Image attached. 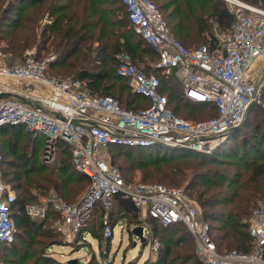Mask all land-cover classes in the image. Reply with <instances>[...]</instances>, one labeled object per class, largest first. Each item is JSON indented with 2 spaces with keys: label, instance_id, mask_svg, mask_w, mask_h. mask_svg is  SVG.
Here are the masks:
<instances>
[{
  "label": "trees",
  "instance_id": "trees-1",
  "mask_svg": "<svg viewBox=\"0 0 264 264\" xmlns=\"http://www.w3.org/2000/svg\"><path fill=\"white\" fill-rule=\"evenodd\" d=\"M153 1L172 35L188 48L205 44L215 52L219 47L215 26L228 33L232 29L234 18L222 0ZM244 1L264 7V0ZM1 10V39L6 42L3 51L18 57L28 49H35L37 59L54 55L50 75L84 81L93 94L111 97L127 110L136 111L150 104L147 98L127 92L123 85L128 79L116 70L121 53H129L139 68L145 66L142 70L147 75L155 74L148 73L147 61H159L158 53L135 31L122 0H0ZM163 76L172 80L171 76ZM159 91L168 96V106L177 115L193 102L181 96V83L166 91L161 80ZM196 104L212 114L211 117L218 115L213 103ZM248 119L247 114L239 127L228 132L227 142H222L210 153L188 149L155 152L151 147L111 145L107 148L119 147V151L112 153L109 161L125 172L129 180L135 178L136 171H142V178L146 181L168 187L184 185L187 193L198 202L218 249L221 252H250L254 247L249 232L250 217L256 206L264 203V129L256 132V138H242L241 145L249 146L246 151L236 141L242 133L240 129L249 125ZM262 121L264 123V118ZM13 132L17 135L14 136ZM25 135L32 136L28 153L21 150V145L26 144H21L18 138ZM3 137L9 143L10 159L1 149ZM40 143L43 149L45 143L40 141V135L35 136L23 126H0L3 178L18 193L12 208L16 239L12 243L0 242L1 264H65L50 252L53 245L62 243V235L52 230L53 226H48L54 216L58 219L60 215L50 206L45 219L31 220L26 207L38 203L39 195H48L51 190L65 201L75 203L91 184L89 177L73 165L68 143H59V160L52 166L45 165L38 158ZM240 150H243L242 154ZM136 152L142 157L134 156ZM120 158L123 160L118 162ZM104 213L105 208L99 202L78 241L88 232L99 242L111 245L112 239L104 236ZM109 218L114 227L119 222H125L126 226L149 225V239L158 241L159 247L155 260H146L144 264H207L183 223L164 226L150 216L143 219L141 211L122 192L114 195Z\"/></svg>",
  "mask_w": 264,
  "mask_h": 264
},
{
  "label": "built area",
  "instance_id": "built-area-1",
  "mask_svg": "<svg viewBox=\"0 0 264 264\" xmlns=\"http://www.w3.org/2000/svg\"><path fill=\"white\" fill-rule=\"evenodd\" d=\"M222 1L234 21L227 36H218L219 47L214 52L205 44L188 48L175 38L155 1L122 0L135 31L159 55L156 69L163 75L177 70L185 97L216 105L218 115L207 119L192 120L175 114L168 106V96L159 91V76L147 75L129 53L118 55L116 70L128 79L135 94L150 102L136 111L124 109L111 97L93 94L84 81L50 75L54 55L37 59L36 50L28 49L20 62L0 61V126H23L35 136L44 135L49 163L55 161L59 143L65 141L71 146L73 165L91 181L75 203L54 193L40 203L29 204L26 214L31 220L45 219L51 206L60 215L59 229L64 238L73 241L87 228L93 209L101 202L105 208L104 236L112 239L115 227L110 223L109 210L114 195L122 192L141 211L143 219L150 216L164 226L183 223L207 264H264L263 202L250 217L253 249L246 253L221 252L211 237L209 223L203 220L201 208L188 198L185 187L129 184L105 154L111 145H165L210 153L227 138L233 126L244 121L264 81V66L255 70L264 58V7L244 0ZM2 164L0 151V242L12 243L17 233L12 215L17 194L5 182ZM144 227L149 230V241V225ZM158 247L159 242L152 241V250L157 251ZM102 264L112 263L105 257Z\"/></svg>",
  "mask_w": 264,
  "mask_h": 264
},
{
  "label": "rangeland",
  "instance_id": "rangeland-1",
  "mask_svg": "<svg viewBox=\"0 0 264 264\" xmlns=\"http://www.w3.org/2000/svg\"><path fill=\"white\" fill-rule=\"evenodd\" d=\"M3 12L2 10L0 11V17L2 16ZM215 32L217 36L219 37H225L229 33L224 32L222 30H218L217 26H215ZM2 28H0V61H2L5 64H14L17 62H20L23 60L24 55L22 54L18 57H14L11 53L5 52L2 50L6 46V42L1 39L3 36L2 33ZM152 49V48H151ZM153 50V49H152ZM153 52H155L153 50ZM48 56V55H47ZM46 57V56H45ZM149 67L147 70H149L148 73H155L157 74L161 80H162V85H163V90H170L173 86L177 87V85H180V82L178 79L175 77L177 74V70H172L170 74L165 75V76H172L174 77L172 80L169 78L166 80L163 76V72L161 70L156 71V64L157 61H150V59L147 61ZM264 66V58L259 60L257 63L255 70L258 71L260 67ZM141 69H145V66H140ZM51 69L49 70V73H51ZM53 76V75H52ZM66 79H72L71 77H65ZM118 87L119 83L117 84ZM123 87L127 92L132 91L131 86L128 82H124ZM264 81L259 87V92H258V97L255 103H253L249 110H248V123L249 124L245 128H241L240 131L242 133L240 134V137L238 138L237 144H239L240 147H243L246 151L249 149V146L241 145L242 138L246 137L247 138H256L255 134L256 132H261L264 129V123H263V118H264ZM134 93V92H133ZM174 102H178L174 100ZM193 114L191 116H188V114ZM178 115L182 116L183 118L186 119H192V120H201V119H207L210 118L212 114L201 108L198 104L193 103L190 104L188 107H183L182 113H178ZM247 116V115H246ZM246 118V117H245ZM245 120V119H244ZM13 135H17L16 132H13ZM32 136L30 135H25V136H19V141L21 144H26L25 146L21 145L23 149H21L23 152L28 153V148L29 144L32 142ZM227 138L224 139L223 144L227 142ZM40 141L45 143V136L40 134ZM9 143H6L5 137L1 139V149L3 154L7 159H10V153L8 151L7 145ZM222 144V143H221ZM219 146V145H218ZM217 146V147H218ZM216 147V148H217ZM215 148V149H216ZM174 148L168 147L165 145H160L153 147V151L155 152H171ZM214 149V150H215ZM20 150V152H21ZM119 151V147H109L107 150H105L106 158L109 160L111 159L112 153H116ZM22 153V152H21ZM240 153H243V150H240ZM39 156L38 158L40 159L41 162H43L45 165L52 166L55 164L58 160L59 157L55 159L54 162L49 163L46 161L45 157V152L44 148L42 149L41 143H40V149L38 152ZM58 156V155H57ZM134 156L137 157H142V154L140 152H136ZM123 159L120 158L118 159V162H121ZM212 166H215V164H212ZM217 166V165H216ZM123 172V171H122ZM123 175L125 176V180L129 184H152V183H157L153 181H146L142 178V171H136L134 173L135 178L134 179H127L126 176L127 174L123 172ZM12 186V185H11ZM184 185H182L183 187ZM13 187V186H12ZM14 188V187H13ZM16 191V190H15ZM36 192V191H35ZM34 192V193H35ZM38 193V192H36ZM57 194L55 191L51 190L48 195H39V200L38 203L44 201L45 198L51 197L53 194ZM16 194L18 195L17 191ZM39 194V193H38ZM188 198L190 200L195 201L197 204L198 202L196 199L190 195L188 192ZM113 204V201H112ZM199 206V204H198ZM112 207V205H111ZM200 208V206H199ZM111 209V208H110ZM53 221L48 224V226H53L52 230H54L56 233L58 232L59 234L62 235L61 241L62 243L57 244L56 247L55 245L52 246L55 252H57L59 258L61 261L65 262L66 264H70L71 261L73 260H78V264H102V261L104 260L105 257H107L112 264H144L146 260H155L156 258V251L152 250V241L149 239L147 244H141L140 240L138 237L133 235L132 233V226H126L127 230L123 229V223H118L115 228H114V236H113V242L111 243L110 246L107 245L106 242H99L96 238H94L90 233L86 232L84 235L85 239H81L78 241V236L75 240L73 241H68L66 238H64L62 232L59 229V220L60 218L56 219V216L53 217ZM128 228H131V230ZM250 228V227H249ZM213 235L215 236V232H213ZM146 236L149 234V230L146 228L145 230ZM188 242L190 241V238L187 239ZM70 242V243H68ZM72 242V243H71ZM137 243L136 246H133L134 243ZM196 248V247H195ZM237 249V248H235ZM51 252V251H50ZM3 258V257H2ZM0 257V264L2 259ZM5 264V262H4ZM9 264V263H8Z\"/></svg>",
  "mask_w": 264,
  "mask_h": 264
},
{
  "label": "water",
  "instance_id": "water-1",
  "mask_svg": "<svg viewBox=\"0 0 264 264\" xmlns=\"http://www.w3.org/2000/svg\"><path fill=\"white\" fill-rule=\"evenodd\" d=\"M4 96H8V95H4ZM0 97H2V96H0ZM241 125V124H240ZM240 125H236V126H233L232 128H231V130H234V129H236L237 127H239ZM227 135H228V133H227ZM145 227H144V225H142V224H140V225H136V226H134L133 228H132V233H133V235H135L136 237H138L139 238V240H140V242H141V244H147V242H148V237L147 236H145ZM136 242L133 244V246H136ZM70 264H78V260H73V261H71L70 262Z\"/></svg>",
  "mask_w": 264,
  "mask_h": 264
},
{
  "label": "crops",
  "instance_id": "crops-1",
  "mask_svg": "<svg viewBox=\"0 0 264 264\" xmlns=\"http://www.w3.org/2000/svg\"><path fill=\"white\" fill-rule=\"evenodd\" d=\"M171 77H172V76H171ZM175 77L178 79V81L181 83V85H183V84H182V81H181V79H180V76L178 75V72H177V74H176ZM173 78H174V77H172V79H173ZM183 92H184V89H183ZM181 96H182V97H185V96L183 95L182 92H181ZM185 98H186V99H189V98H187V97H185ZM189 100H191V99H189ZM191 101H193V100H191ZM193 102H194V101H193ZM119 223H123V225H124V226H123V229H124V230H127V227H126L125 222H119ZM142 225H143V224H142ZM134 226H136V225H133L132 228H133ZM84 235H85V234H84ZM78 237H79V236H78ZM112 242H113V238H112ZM112 242H111V243H112ZM68 243H70V242H68ZM71 243H72V242H71ZM56 246H57V245H55L54 247H56ZM50 251H51L52 253H54V254L59 258L57 252H55L53 248H51ZM59 259H60V258H59ZM62 262H63V261H62ZM63 263H65V262H63ZM65 264H66V263H65Z\"/></svg>",
  "mask_w": 264,
  "mask_h": 264
},
{
  "label": "bare ground",
  "instance_id": "bare-ground-1",
  "mask_svg": "<svg viewBox=\"0 0 264 264\" xmlns=\"http://www.w3.org/2000/svg\"><path fill=\"white\" fill-rule=\"evenodd\" d=\"M194 98H196V97H194ZM196 99L202 100L201 98H196Z\"/></svg>",
  "mask_w": 264,
  "mask_h": 264
}]
</instances>
